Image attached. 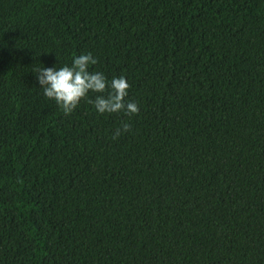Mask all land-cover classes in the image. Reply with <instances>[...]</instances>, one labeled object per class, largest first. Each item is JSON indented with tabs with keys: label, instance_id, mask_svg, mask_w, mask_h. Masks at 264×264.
Masks as SVG:
<instances>
[{
	"label": "trees",
	"instance_id": "trees-1",
	"mask_svg": "<svg viewBox=\"0 0 264 264\" xmlns=\"http://www.w3.org/2000/svg\"><path fill=\"white\" fill-rule=\"evenodd\" d=\"M86 53L139 114L44 95ZM0 264H264V0H0Z\"/></svg>",
	"mask_w": 264,
	"mask_h": 264
},
{
	"label": "clouds",
	"instance_id": "clouds-1",
	"mask_svg": "<svg viewBox=\"0 0 264 264\" xmlns=\"http://www.w3.org/2000/svg\"><path fill=\"white\" fill-rule=\"evenodd\" d=\"M97 63L98 60L92 53H86L75 56L70 66L64 65L59 69L35 68L33 72L37 75L44 95L55 100L65 115H70L90 92L98 95L87 102L100 114L124 112L129 117L139 114L138 102L128 99L131 85L127 78L119 76L109 81L103 72L89 71V66ZM131 130L132 125L128 121H122L112 138L118 139L121 134Z\"/></svg>",
	"mask_w": 264,
	"mask_h": 264
}]
</instances>
